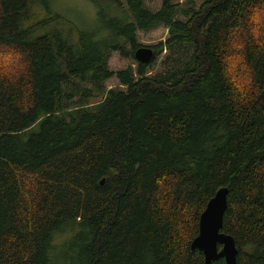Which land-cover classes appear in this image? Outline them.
Here are the masks:
<instances>
[{"label": "trees", "instance_id": "16d2710c", "mask_svg": "<svg viewBox=\"0 0 264 264\" xmlns=\"http://www.w3.org/2000/svg\"><path fill=\"white\" fill-rule=\"evenodd\" d=\"M90 1L98 28L0 0V58L20 61H0V264H207L192 243L224 187L238 264H264V0Z\"/></svg>", "mask_w": 264, "mask_h": 264}, {"label": "rangeland", "instance_id": "374dc122", "mask_svg": "<svg viewBox=\"0 0 264 264\" xmlns=\"http://www.w3.org/2000/svg\"><path fill=\"white\" fill-rule=\"evenodd\" d=\"M124 2L125 0H120ZM181 3H185L188 7L192 9H199V7L206 1V0H176ZM52 4L54 5L55 10L63 15L65 18L74 21L78 24L81 28L86 29H93L94 27L98 28L99 23L96 20L97 17V8L90 0H51ZM147 6L153 10H156L161 6L163 0H145ZM38 12L35 11L33 13L35 16H39ZM169 37V30L166 26H159L156 29L152 30H140L138 31V40L139 43L143 44L144 46H155L161 43L162 41H166ZM9 55V54H7ZM168 53L164 50L157 58L156 64L149 69V72L153 74L162 73L165 69L164 60L167 57ZM10 56V57H9ZM4 56L2 55L0 61L2 64L7 62L9 69H13L17 71L20 69L18 67L20 65V61L16 56ZM13 57L16 58L14 61ZM181 57L183 55L181 54ZM129 65H133L134 68H137L136 61L133 57H125L120 52L114 51L111 52L109 56V66L113 71H119L122 69L128 68ZM243 82V79L241 80ZM246 83V81H244ZM107 88L111 87H122L125 88V85L120 83L118 78L114 76L110 80L106 82Z\"/></svg>", "mask_w": 264, "mask_h": 264}, {"label": "water", "instance_id": "95a60500", "mask_svg": "<svg viewBox=\"0 0 264 264\" xmlns=\"http://www.w3.org/2000/svg\"><path fill=\"white\" fill-rule=\"evenodd\" d=\"M155 56L152 46H140L135 51L137 61L148 64ZM104 182V181H103ZM229 188H221L209 201L200 221V233L192 243L193 249L204 252L206 263L224 258L226 264H238L239 250L234 237L224 231V217L228 209Z\"/></svg>", "mask_w": 264, "mask_h": 264}]
</instances>
